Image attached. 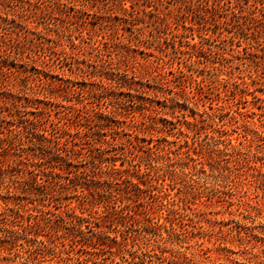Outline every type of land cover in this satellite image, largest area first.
<instances>
[{
  "label": "rangeland",
  "instance_id": "1",
  "mask_svg": "<svg viewBox=\"0 0 264 264\" xmlns=\"http://www.w3.org/2000/svg\"><path fill=\"white\" fill-rule=\"evenodd\" d=\"M0 264H264V0H0Z\"/></svg>",
  "mask_w": 264,
  "mask_h": 264
}]
</instances>
